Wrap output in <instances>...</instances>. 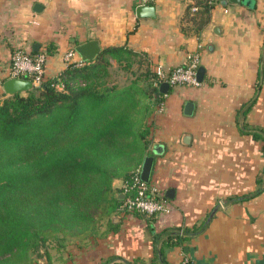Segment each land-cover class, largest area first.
Listing matches in <instances>:
<instances>
[{"label":"crops","instance_id":"obj_1","mask_svg":"<svg viewBox=\"0 0 264 264\" xmlns=\"http://www.w3.org/2000/svg\"><path fill=\"white\" fill-rule=\"evenodd\" d=\"M187 2L155 0L152 19L136 16L139 0H0V85L9 78L17 47L44 53V74L51 77L71 63L65 60L70 49L90 39L102 49L125 46L135 52L125 71L130 76L151 75L157 65H179L195 51L204 68L198 86H169L163 100L149 104L146 117L141 112L149 127L143 155L154 157L150 182L173 190L170 213L150 223L141 216L116 215L117 230H109L106 219L94 233L48 243L30 264L110 259L160 264L162 257L168 264L185 257L189 264H264V190L243 201L227 200L264 188L261 142L243 132L237 117L243 104L254 101L244 121L264 129V0H216L201 28L186 15ZM187 102L193 105L189 114ZM112 188L121 198L122 179L115 178ZM215 207L198 235L173 246L164 237L154 239L155 233L205 221Z\"/></svg>","mask_w":264,"mask_h":264},{"label":"trees","instance_id":"obj_2","mask_svg":"<svg viewBox=\"0 0 264 264\" xmlns=\"http://www.w3.org/2000/svg\"><path fill=\"white\" fill-rule=\"evenodd\" d=\"M213 5L209 0H188L186 15L201 28ZM193 7L197 9L193 11ZM133 56L136 53L125 46L105 47L93 61L68 63L55 76L44 74L40 87L10 96L3 93L0 264H30L48 243L94 233L106 219L108 229L117 230L122 214L141 216L149 223L156 218L123 209L124 188L120 189L121 198L112 188L115 178L131 186L149 144V127L141 112L146 117L149 104L164 99L153 85L154 71L132 78L125 86H108L103 80L109 74V59L129 71ZM253 102L243 104L237 117L243 132L261 142L264 154V129L248 127L244 121ZM263 190L258 186L227 200L243 201ZM207 225L202 221L181 230L162 231L155 233L154 239L164 237L168 246L177 245ZM160 264L168 262L162 257Z\"/></svg>","mask_w":264,"mask_h":264},{"label":"built area","instance_id":"obj_3","mask_svg":"<svg viewBox=\"0 0 264 264\" xmlns=\"http://www.w3.org/2000/svg\"><path fill=\"white\" fill-rule=\"evenodd\" d=\"M155 0H139V4H150ZM216 0H209V3L214 4ZM193 7L192 10H196ZM77 55L74 49H70L66 55L67 62H74L73 59ZM46 55L44 53H35L25 51L21 47H17L11 55V67L9 78H24L30 79L34 87H40L43 82L44 64ZM83 61H75L80 65ZM200 66V56L198 52H190L187 54L185 61L171 68H164L157 65L154 68L156 78L153 85L159 88L160 84L167 82L169 86L185 85L198 86L200 82L197 79V70ZM163 95V94H161ZM3 96L2 85H0V97ZM159 106V108H161ZM141 166H139L133 176L131 186L122 185L124 188V200L122 208L131 211L139 212L147 217L168 214L172 210L168 197L165 191L151 182H145L141 179ZM130 192V190H132ZM119 263V262H111ZM109 264V263H108ZM179 264H189V258H183Z\"/></svg>","mask_w":264,"mask_h":264},{"label":"water","instance_id":"obj_4","mask_svg":"<svg viewBox=\"0 0 264 264\" xmlns=\"http://www.w3.org/2000/svg\"><path fill=\"white\" fill-rule=\"evenodd\" d=\"M224 3L231 2L234 4H238L240 2L244 4H249L250 0H222ZM40 7V4L34 5V10L38 11ZM136 16L138 18H152L154 19L156 17L155 14V7L152 4H142L136 7L135 10ZM38 44L33 45V49L36 50ZM75 52L80 56V59L83 62H90L96 59V57L100 54L102 51V48L100 47L98 41L96 39H90L86 42H83L81 44H78L74 48ZM204 75V68L202 66H199L197 70V79L199 82L202 81ZM34 88L32 82L30 79H24V78H8L2 83V90L3 93L10 96L18 93H26ZM169 90V85L167 82H163L160 84L158 91L161 94H167ZM193 105L191 102H187L184 107L185 113H190ZM158 146L155 147V151L158 152ZM154 163V157L152 155L145 156L143 159V162L141 164V179L145 182H150V175L152 171ZM166 197L173 198V190L168 189L165 192ZM218 207L213 208L211 213L208 215L207 219L205 220V223L208 224L211 218L213 217L215 211ZM115 262L123 263L121 260H117ZM111 262H109L110 264Z\"/></svg>","mask_w":264,"mask_h":264},{"label":"rangeland","instance_id":"obj_5","mask_svg":"<svg viewBox=\"0 0 264 264\" xmlns=\"http://www.w3.org/2000/svg\"><path fill=\"white\" fill-rule=\"evenodd\" d=\"M108 76H106L105 78H103V80H105V82L107 83L108 86L115 84L118 86H123L126 85L127 83L130 82V80L132 78H135L136 76H130L131 74H129L128 72L123 71L117 64L116 65H109L108 66ZM136 74V73H134ZM140 91L141 93L143 92L142 87H140ZM4 96L0 97V100L3 99Z\"/></svg>","mask_w":264,"mask_h":264}]
</instances>
